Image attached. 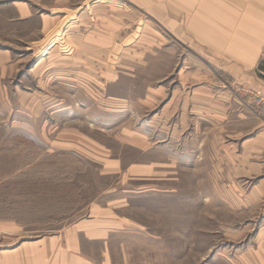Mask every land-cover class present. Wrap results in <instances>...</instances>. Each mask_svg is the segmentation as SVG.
Here are the masks:
<instances>
[{
    "label": "rangeland",
    "instance_id": "1",
    "mask_svg": "<svg viewBox=\"0 0 264 264\" xmlns=\"http://www.w3.org/2000/svg\"><path fill=\"white\" fill-rule=\"evenodd\" d=\"M16 1L0 0V220L16 221L34 239L84 218L89 205L117 192L119 174L103 171V160L121 148L119 132L132 130L170 158L184 182L182 209L174 203L168 217L152 218L167 228L157 236L173 264H264L256 74L233 73L159 26L163 41L155 44L173 57L151 59L150 43L129 40L106 59L125 73L126 88L135 87L130 105H112L101 76L71 71L68 26L43 33L36 21L17 19ZM147 88L157 94L144 103L137 98Z\"/></svg>",
    "mask_w": 264,
    "mask_h": 264
},
{
    "label": "crops",
    "instance_id": "2",
    "mask_svg": "<svg viewBox=\"0 0 264 264\" xmlns=\"http://www.w3.org/2000/svg\"><path fill=\"white\" fill-rule=\"evenodd\" d=\"M12 5L17 19L36 21L43 33L68 26L69 67L88 80L93 74L101 76L106 103L126 106L135 99L133 85L127 87L132 95L126 94L125 73L105 65L126 41L150 43L155 49L151 59L173 57L171 50L155 44L163 41L159 26L205 56L223 59L233 73L251 69L264 94V78L257 70L264 59V0H19ZM155 94L147 88L137 99L145 103ZM198 94V99H207ZM119 133L121 148L102 167L107 174H119L117 192L109 190L105 202H93L84 218L49 236L27 239L16 221L0 220V264H173L168 245L157 236L167 228L157 229L152 218L168 217L174 203L182 209L187 200L184 182L175 176L173 161L141 134L125 129ZM253 196L247 199L253 201Z\"/></svg>",
    "mask_w": 264,
    "mask_h": 264
},
{
    "label": "built area",
    "instance_id": "3",
    "mask_svg": "<svg viewBox=\"0 0 264 264\" xmlns=\"http://www.w3.org/2000/svg\"><path fill=\"white\" fill-rule=\"evenodd\" d=\"M252 101L261 108V113L264 115V95L259 91H254Z\"/></svg>",
    "mask_w": 264,
    "mask_h": 264
},
{
    "label": "trees",
    "instance_id": "4",
    "mask_svg": "<svg viewBox=\"0 0 264 264\" xmlns=\"http://www.w3.org/2000/svg\"><path fill=\"white\" fill-rule=\"evenodd\" d=\"M257 70H259L258 76L264 78V59L259 61Z\"/></svg>",
    "mask_w": 264,
    "mask_h": 264
}]
</instances>
